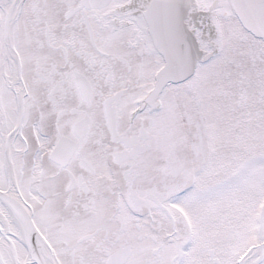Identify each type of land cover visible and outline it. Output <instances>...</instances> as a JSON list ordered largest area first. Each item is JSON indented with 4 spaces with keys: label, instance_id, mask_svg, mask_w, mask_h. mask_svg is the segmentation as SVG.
Masks as SVG:
<instances>
[{
    "label": "snow or ice",
    "instance_id": "6c2138e0",
    "mask_svg": "<svg viewBox=\"0 0 264 264\" xmlns=\"http://www.w3.org/2000/svg\"><path fill=\"white\" fill-rule=\"evenodd\" d=\"M0 264H264V0H0Z\"/></svg>",
    "mask_w": 264,
    "mask_h": 264
}]
</instances>
